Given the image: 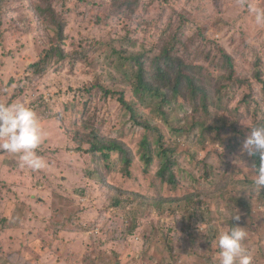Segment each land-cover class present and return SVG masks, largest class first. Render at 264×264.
I'll use <instances>...</instances> for the list:
<instances>
[{
  "label": "rangeland",
  "instance_id": "obj_1",
  "mask_svg": "<svg viewBox=\"0 0 264 264\" xmlns=\"http://www.w3.org/2000/svg\"><path fill=\"white\" fill-rule=\"evenodd\" d=\"M52 1L66 24L63 51H98L82 62L66 59L20 100L37 112L46 111L38 104L48 105L51 116L35 112L44 132L37 153L47 167H21L0 152V264H219L216 241L230 225L247 233L252 264H264V189L256 191L255 160L241 152L251 127L264 125V25L249 10L264 9V0H141L131 19L112 17V0ZM15 2L0 8V102L21 90L16 82L31 75L27 69L54 40L28 0ZM170 18L176 22L162 36ZM203 26L207 42L199 40ZM179 27L188 36L197 31L196 44L186 46L197 55L191 68L206 108L177 99L173 109L163 107V119L150 115L149 124L168 139L165 147L176 150L169 183L158 174L161 157L147 162L138 154L149 132L117 100L119 92L129 100L130 87L105 51L110 39L115 51L162 46ZM222 53L234 59L231 77ZM95 84L113 94L88 91ZM203 128L211 130L202 136ZM90 133L127 151V173L117 153L92 159L89 143L78 142ZM237 214L239 221L229 219Z\"/></svg>",
  "mask_w": 264,
  "mask_h": 264
},
{
  "label": "trees",
  "instance_id": "obj_2",
  "mask_svg": "<svg viewBox=\"0 0 264 264\" xmlns=\"http://www.w3.org/2000/svg\"><path fill=\"white\" fill-rule=\"evenodd\" d=\"M0 0V8L11 7L10 4L16 3L17 0ZM30 2V10L37 15L38 20L44 24V31L47 30L52 36L48 38L49 45L41 51L40 57L33 62L27 69L31 75L26 79H20L16 83L18 86H22L19 92L15 93L13 97H10L7 102H0L4 104L21 102L20 100L26 96L27 92L31 89H35L34 83L38 82L42 76H45L52 70L56 68L60 63L64 62L66 59L72 62H82L86 61L88 55L95 54L98 50L96 48L90 49H78L70 53H65L62 49V44L64 42V29L66 24L64 23V18L54 9L52 0H28ZM141 0H112L113 14L110 13L112 17L115 16H125L131 19L135 13H137ZM2 2V3H1ZM124 14V15H123ZM175 20L170 18L168 22H165V26H161L162 36L165 32H168L166 27L173 26ZM143 22L138 21L137 26L142 25ZM154 23V22H153ZM156 23V22H155ZM144 24V23H143ZM148 26L154 25L147 21ZM201 29L197 28L196 30ZM208 29V26H203L202 32L199 34V40L201 42H207V38L204 32ZM127 31L129 29L126 28ZM10 31L13 34L22 33L20 29L11 27ZM196 33H192L190 36L187 35L186 31L182 27H179L177 32L170 36L168 41L162 46H157L151 44L148 48L142 46L139 52L133 53L124 48L115 51L113 44V39H110L109 45L105 52L109 53V66L113 68L120 75L122 82L130 87L131 98L125 100L124 92H119V101L121 107L129 112V118L132 119L137 126L142 130H147L149 135L144 136L140 141V148L138 154L141 159L150 162L153 155L161 157L162 166L158 172L161 179L168 177L166 181L172 183L173 175L172 169L174 167V152L176 150L166 148L165 144L168 143L167 138L162 137V132L156 126H151L149 124L150 115L157 113L162 119L167 116V111L163 108L168 105L169 109H173L177 99H184L192 101V103H200L201 109L204 110L206 107V93L200 85V81L191 68L193 60L197 57L196 53H192L187 50L186 43L190 41L192 44H196ZM4 38H6L4 36ZM130 41V40H128ZM133 41V40H131ZM127 41H122V46L125 45ZM97 45V44H96ZM81 46V45H80ZM83 47V46H82ZM93 50V51H92ZM221 67L225 73H229L230 77L233 73L234 59L227 56L226 54H221ZM262 74L257 72L255 74L256 80H260ZM31 86V87H29ZM94 86H97V90L102 91L104 96L111 95L113 92L104 89L99 84L93 85L88 88L90 91ZM3 89L6 87L3 85ZM25 91V92H24ZM7 92V91H6ZM95 92V91H94ZM44 105V112H35L44 117L47 113V117L51 116L49 114V108L47 104H38L37 107ZM38 114V115H39ZM40 117V119H41ZM200 125V123L198 124ZM225 125L221 129H224ZM218 129V128H217ZM233 129V126L232 128ZM211 129H202L201 135L210 131ZM178 133H182L181 129L175 130ZM77 136V134H76ZM80 143H89V151L92 155V159L95 162H105L110 159L112 153H117L119 159L123 164L124 173H127L128 167L132 160L120 145L114 142H104L99 141L95 138V135L89 134L86 139L78 138ZM200 147H203L204 141L197 142ZM254 164H258V158L254 161ZM253 164V165H254ZM105 168L108 166L105 164ZM92 175H96V171L91 172ZM194 197L189 195L186 201L189 203L193 202ZM162 200V199H161ZM113 203V202H112ZM162 202H158V206L161 207ZM119 202L115 200L113 205L117 206ZM234 224V222H232ZM233 225H230V227Z\"/></svg>",
  "mask_w": 264,
  "mask_h": 264
},
{
  "label": "clouds",
  "instance_id": "obj_3",
  "mask_svg": "<svg viewBox=\"0 0 264 264\" xmlns=\"http://www.w3.org/2000/svg\"><path fill=\"white\" fill-rule=\"evenodd\" d=\"M258 25H264V9L251 7ZM44 140L41 122L35 111L24 102L0 103V152L18 158L21 167L41 170L47 167L45 160L38 155L37 149ZM242 153L257 160L254 164L253 185L257 192L264 189V125H253L241 148ZM229 219L240 220V215ZM247 233L243 227L231 226L221 231L217 238L219 264H252V257L243 246Z\"/></svg>",
  "mask_w": 264,
  "mask_h": 264
}]
</instances>
